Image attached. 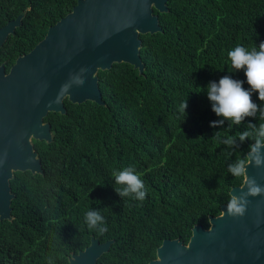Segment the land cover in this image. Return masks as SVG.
<instances>
[{
	"label": "trees",
	"instance_id": "obj_1",
	"mask_svg": "<svg viewBox=\"0 0 264 264\" xmlns=\"http://www.w3.org/2000/svg\"><path fill=\"white\" fill-rule=\"evenodd\" d=\"M77 0H0V28L20 14V24L0 47L8 72L48 27ZM156 16L159 31L138 35L141 72L126 63L96 70L101 105L62 100L64 113L48 112L50 141L30 140L41 173L15 171L7 181L9 219L0 220V264H67L89 245L111 241L94 264H147L163 240L188 243L193 226L227 205L229 190L241 186L228 164L243 158L253 142L228 148L214 139L236 136L248 123L212 127L205 88L223 76L243 81L227 53L264 42V0H166ZM252 99L261 107L258 93ZM186 100L185 115L180 105ZM133 166L145 183L143 202L114 190L113 170ZM118 187V186H116ZM97 209L108 231L89 230L84 214Z\"/></svg>",
	"mask_w": 264,
	"mask_h": 264
},
{
	"label": "water",
	"instance_id": "obj_2",
	"mask_svg": "<svg viewBox=\"0 0 264 264\" xmlns=\"http://www.w3.org/2000/svg\"><path fill=\"white\" fill-rule=\"evenodd\" d=\"M166 0H77L71 11L48 27L43 39L16 58L8 72L0 65V220L9 219L7 181L15 171L41 173L30 140L50 141L48 112L64 113L62 100L101 105L95 71L112 63L142 70L138 35L159 31L156 16L166 11ZM20 14L0 28V47L19 26ZM86 69L84 83L61 91L70 77ZM59 96V103L56 98ZM247 174L264 186V168L249 166ZM239 187L229 190L238 195ZM243 217L220 214L208 219V228L193 226L188 243L163 240L155 259L147 264H264V196L249 197ZM111 241L89 245L69 257L67 264H94Z\"/></svg>",
	"mask_w": 264,
	"mask_h": 264
},
{
	"label": "clouds",
	"instance_id": "obj_3",
	"mask_svg": "<svg viewBox=\"0 0 264 264\" xmlns=\"http://www.w3.org/2000/svg\"><path fill=\"white\" fill-rule=\"evenodd\" d=\"M230 67L234 71L244 70L246 82L249 89L243 87V81L233 79L231 76H223L218 82L210 81L206 88V95L211 103L212 111L219 120L211 122L212 127H222L228 121L229 128L233 125H240L247 117H256L264 121V107L255 103L252 99L253 93H258V99L264 103V42L251 49L243 45H237L227 53ZM86 69H81L79 74L70 77L68 83L62 86L61 91H67L72 84L81 85L84 83L83 73ZM59 96L56 103H59ZM187 108L186 100L180 105V111L185 115ZM228 148L238 147L245 140L253 141L249 145V151L243 158H238L228 164L227 171L234 178H243L238 195L232 194L226 205V213L229 217H243L250 204L249 197L264 196V186L257 183L255 177L247 174L249 166L264 168V122L256 124L248 123L246 130L236 136L221 138L219 132L214 137ZM114 190L122 198H129L143 202L146 199L147 190L141 174L133 166H125L119 170H113ZM84 222L89 230L96 231L103 235L108 231L104 216L100 210L89 209L84 214ZM49 264H53L49 258Z\"/></svg>",
	"mask_w": 264,
	"mask_h": 264
}]
</instances>
